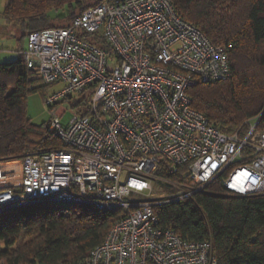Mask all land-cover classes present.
<instances>
[{"label": "built area", "instance_id": "built-area-1", "mask_svg": "<svg viewBox=\"0 0 264 264\" xmlns=\"http://www.w3.org/2000/svg\"><path fill=\"white\" fill-rule=\"evenodd\" d=\"M22 55L44 84L60 85L45 103L63 147L0 162V211L47 201L120 210L80 264H218L211 242L162 227L154 207L221 177L231 194L264 192L258 121L227 135L191 105L198 81L230 76L227 47L183 20L172 0H102L67 25L30 32ZM180 171L179 180L165 176ZM155 180L177 196L158 202Z\"/></svg>", "mask_w": 264, "mask_h": 264}, {"label": "trees", "instance_id": "trees-1", "mask_svg": "<svg viewBox=\"0 0 264 264\" xmlns=\"http://www.w3.org/2000/svg\"><path fill=\"white\" fill-rule=\"evenodd\" d=\"M45 1L49 6L50 0ZM172 1L183 20L215 45L227 47L230 76L192 86L188 93L193 108L227 135L244 134L250 120L259 116L257 129L264 130V83L257 71L249 74L255 61L264 66V53L259 60L250 56L251 51L264 48V0ZM6 2V19L30 15L28 34L53 26H48L49 13L41 3ZM49 86L27 67L22 53L0 63V162L63 147L62 140L48 131L49 120L37 124L27 114L29 95ZM86 99L72 100V106L86 105ZM181 172L165 176L179 180ZM154 210L161 226L181 238L211 242L218 264H264V192L231 194L221 177L192 197L161 203ZM121 217L120 210L52 201L2 210L0 264H80Z\"/></svg>", "mask_w": 264, "mask_h": 264}, {"label": "rangeland", "instance_id": "rangeland-1", "mask_svg": "<svg viewBox=\"0 0 264 264\" xmlns=\"http://www.w3.org/2000/svg\"><path fill=\"white\" fill-rule=\"evenodd\" d=\"M98 0H50V5L46 4L45 0H28L29 4L41 3V6L46 9L49 13V23L48 26H63L71 22V18L86 7L94 4ZM6 0H0V57L9 58V53L6 51H18L26 46V36L31 28L28 26V21L30 15L23 14L21 16L13 17L6 19L4 16ZM78 4V5H76ZM46 5L48 8H46ZM16 53V52H14ZM264 53V48L260 51L253 50L250 53L251 58H258ZM8 56V57H7ZM8 60V59H7ZM4 62V61H2ZM252 66L255 68L249 74L256 72L259 75L260 83H264V66L259 65V61H255ZM252 75V74H251ZM250 76V75H249ZM251 78V76L249 77ZM248 78V79H249ZM245 76L243 75L240 78L244 80ZM42 84H44L42 82ZM60 88V85L54 84L46 89L44 92L37 91L29 95L27 100V114L35 123H42L50 119V110L49 106L45 103V96L51 92L57 91ZM66 107L65 113L61 121L64 125H67L73 114L69 109V102L63 104ZM261 116L251 119V123L259 121ZM3 177V175H1ZM177 187H172L171 185H166L162 182H153V194L158 202L167 201L177 196L178 193ZM63 208V206L58 205Z\"/></svg>", "mask_w": 264, "mask_h": 264}, {"label": "crops", "instance_id": "crops-1", "mask_svg": "<svg viewBox=\"0 0 264 264\" xmlns=\"http://www.w3.org/2000/svg\"><path fill=\"white\" fill-rule=\"evenodd\" d=\"M25 39H26V42H27V36H26ZM25 48H26V46L24 48H22V49H19L18 51H13V52L12 51H6V53H9V54H7V55H9V58H4V57L1 58L0 57V63H5V62H9V61L17 59ZM14 52H16V53H14ZM2 61H4V62H2ZM37 124H39V123H37Z\"/></svg>", "mask_w": 264, "mask_h": 264}]
</instances>
